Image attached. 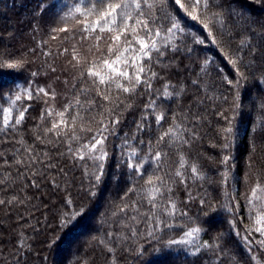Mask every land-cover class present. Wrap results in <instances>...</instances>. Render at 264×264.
Wrapping results in <instances>:
<instances>
[{"label":"trees","instance_id":"trees-1","mask_svg":"<svg viewBox=\"0 0 264 264\" xmlns=\"http://www.w3.org/2000/svg\"><path fill=\"white\" fill-rule=\"evenodd\" d=\"M41 2L0 0V58L11 57L27 62L18 77L12 70H0V84L4 86L5 93L0 100V200L5 201L0 204V264H220L217 253L211 250L190 255L186 252H193L192 246H168L169 240L183 238V232L190 227L209 229L207 235L201 233L199 242L223 233L220 246L225 248V253L220 254V258L225 260V264L234 252L238 253L242 264H256L250 259L246 248L241 247L235 233L238 230L243 235L248 228L253 227L247 198L258 181L264 185V133H255L253 150L251 130L257 104L260 99H264V86L256 88L252 82L248 84L241 99L243 115L235 121L237 133L234 138L229 137L232 147L226 152L223 149L226 137L222 129L228 127V123L220 113L224 112L229 118L233 116L235 93L226 85L221 86V81L225 75L230 79L236 77L225 58L228 49L222 52L219 45H213L202 23L187 16L175 5V0H172L174 7L170 10L184 18L189 34L187 48L181 45L180 53L168 52L165 57L159 58L160 63H157L156 53H152L151 61H143L146 68L158 74L155 78H149L152 89L148 91L145 83L131 96L122 92L118 94L114 84L109 91L98 96L96 86L86 76V69L94 61L99 64L100 55L76 60L72 54L58 51L57 43L52 39L64 33L53 32V29L68 28L66 18L77 20L67 15L70 9L74 10V6L91 7L95 0H83V3L80 0H44V7L40 8ZM232 8L238 14L243 11V22L233 18L238 27H245V22L251 25V43L259 45L255 55L259 66L264 59V0H235ZM213 11L219 12L220 9L214 8ZM79 19L83 20V17ZM86 34L111 36L107 32ZM195 36L206 38V43L195 44ZM216 38L220 40L219 35ZM242 38L243 35H238L232 47L239 44ZM120 47H124L123 43ZM187 49H191V52ZM103 53L108 55L107 51ZM59 55H63L74 66H59L56 62ZM205 57L214 63L208 69L211 76H201L203 83L198 90L190 81L197 79L193 73L199 72ZM54 67L57 76L64 77V89L58 96L51 93L47 79ZM37 71L39 75L33 78L31 73ZM82 71L85 73L83 77ZM129 72L131 74L132 69ZM256 75L259 76V71ZM14 80L20 87H30L33 92L42 87L49 95L45 97L41 94L39 98L31 100L22 97L21 101L13 105L18 91L13 88ZM25 80L30 84L25 85ZM165 83L175 86L177 92L183 86L184 91L179 97L161 100ZM9 89H12L11 97L8 95ZM82 89L86 91L82 93ZM172 90L169 88V91ZM105 94L110 96V101L103 99ZM224 96L228 97L227 103L224 102ZM78 99V106L65 111L69 105H76ZM152 99L156 100L154 111L145 108ZM93 100L96 102L94 105ZM201 100L203 103H200ZM121 101L119 108H115L114 105ZM4 107L12 109V116L18 115L19 110L25 107L28 111L20 125L9 129L3 127ZM189 109L193 115L190 120H185ZM62 111H65L66 123L60 127L67 134L57 136L54 132L46 133L53 122L59 123L61 117L58 113ZM161 112L165 114V119L161 121L162 126H158L155 116ZM42 113L45 115L43 120ZM145 115L148 116L147 120L143 119ZM173 115H177L178 123L183 121L193 127L196 134L195 137L189 135L190 143L182 147L179 144L168 147L165 143H157L173 123ZM72 116L78 117L74 127L76 134L82 138L80 142L90 139L97 128L103 126L101 121L111 130L109 121L120 120L115 135L108 136L105 144L108 159L104 162V175L98 187H93L95 180H89L88 177L96 171L94 165L99 162L74 159L68 152L69 145L73 149L78 147V142L69 138L73 128ZM139 123L144 124L143 131L137 129ZM82 128H91L92 131H81ZM126 138L129 146L137 148L141 159L149 157L144 164L142 179L130 173L126 164L120 163L131 151V147L124 144ZM157 151L167 153L159 162L151 159ZM229 153L234 161V164L233 161L229 162V167H233L239 181L235 185L223 184L221 179L224 170L221 162L223 156ZM181 154L187 160L185 169H180ZM191 164H197L206 179H194L189 167ZM178 169L184 173L182 176H176ZM157 177L164 180L163 185H157L164 196L157 197L159 208L154 210L144 190L149 187L146 181L150 178L156 181ZM181 180L186 182L181 183ZM233 187L238 191L234 192ZM129 188L135 191L129 193ZM168 188H171V192L167 191ZM93 192L95 195L91 194ZM225 192L234 197L231 203ZM69 195L74 207H68L67 211H85L62 227L60 217L65 211L63 202ZM169 197L176 204L178 213L187 212V216L177 214L172 218L162 215L165 208L170 210ZM202 197L218 206L210 227L202 223L205 219L199 203ZM226 204L232 208V212L219 207ZM125 206L127 211L122 212ZM153 211L161 214L166 224L174 226L156 227L155 219H148ZM255 214L253 211L252 216ZM233 219L236 229L230 230L229 221ZM107 233H111L112 237L107 236ZM254 237L256 240L261 238L259 234H254ZM253 247L260 248L255 240ZM108 248L113 251L110 253ZM253 254L264 260L261 251Z\"/></svg>","mask_w":264,"mask_h":264},{"label":"snow or ice","instance_id":"snow-or-ice-1","mask_svg":"<svg viewBox=\"0 0 264 264\" xmlns=\"http://www.w3.org/2000/svg\"><path fill=\"white\" fill-rule=\"evenodd\" d=\"M80 2L83 3V0H80ZM234 2L235 0H227V3H225V0H175V5H178L187 16L191 17L194 21H200L202 23L203 29L207 33V37L211 38V43L213 45H219L222 52L225 48L228 49L225 58L234 69L236 77L235 79H230L225 75L221 81V86L226 85L230 91L235 93L234 107L232 108L233 116L229 118L224 112L220 113L228 123V127L222 129V132L226 137L225 144L223 145V149L226 152L232 147V140L229 139V137L234 138L237 133L238 125L235 121L237 117L243 115V104L241 103V99L247 91L248 84L252 82L253 86L256 88L264 86V59H262L259 66L256 64L255 55L259 45L251 43L252 37L249 31L251 25H248L245 22L246 26L241 28L234 22L233 18L243 22V11L241 10L238 14L237 10L232 8ZM38 7H44V0H42L41 5ZM173 7L172 0H95L91 7L86 5L83 8L80 6H74V10H69L67 15L77 18L78 22L83 25L82 30L85 33L99 32L104 34L107 32L111 34L110 38L112 43L109 44L107 48L108 55L106 56L101 52L99 64L94 61L91 66L86 69V76L91 79L92 84L96 86L98 96L101 95L102 92L109 91L113 84L118 94L122 92L128 96L134 95L137 89L145 83H147V90L151 91L152 84L149 78H155L158 74L151 71L150 68H146L143 61H151L152 53H156L158 57L157 63H160L161 60L159 58L165 57L168 52L174 54L180 53L181 45L187 48V38L189 34L186 32V25L183 22L184 18L171 11L170 9ZM214 8L220 9V11H213ZM80 17H83V20H80ZM57 31L68 32L69 29H53V32ZM217 35L220 37L219 41L216 38ZM238 35H243L244 38L240 40L239 44L232 47ZM54 38L55 37H53V39ZM95 39L99 41L102 39V36L97 35ZM193 40L195 44L203 45L206 43V38H200L198 36L193 37ZM121 43L124 45L123 48L120 47ZM187 50L191 52V49ZM108 56H114L115 58L110 59ZM246 57H249L247 61ZM26 63L27 62L23 59L13 60L11 57L7 59L0 58V70H12L16 72L18 77L19 74L24 71ZM212 63H214L212 59L205 57L202 65L199 66V72L193 73L197 76V79L191 80L190 83L196 86L198 90L201 83H203L201 76H211L208 69ZM129 69H132L131 74ZM54 70L55 69H53V71ZM257 71H259V76L256 75ZM38 75V71L31 73L33 78ZM84 75L85 73L82 71L81 76L83 77ZM12 84L13 88L18 89L15 94V99L12 101L13 105H15L16 102L21 101L22 97L31 100L33 98H39L41 94L45 97L49 95V93L42 87L37 88L35 92H33L30 87H20L16 80H14ZM24 84L29 85L30 82L25 80ZM213 87H215V85H213ZM169 88H172L173 90L169 91ZM164 89L161 100L179 97L184 91L183 86H181L179 92L175 91V86H172L169 83L164 84ZM85 91L86 90L84 89L81 90L82 93ZM4 95V86L0 84V100L4 98ZM8 95L11 97L12 89L8 90ZM103 99L110 101V96L105 94L103 95ZM204 99L211 98L205 97ZM223 99L224 102L227 103L228 97L224 96ZM92 103L94 105L96 103L95 100H93ZM120 103H122V101L116 103L114 107L118 109ZM200 103H203V100H201ZM79 104L80 101L78 99L76 105H69L65 111H70L71 107L78 106ZM129 107H131V105H129ZM155 107V99H152L149 104L145 105L146 109L151 108L153 111L155 110ZM89 110L91 109L89 108ZM27 111L28 109L25 107L22 110H19L18 115L12 116V109L4 107L2 109L4 114L3 127L11 129L20 125L24 120ZM65 111L58 113L61 120L59 123L53 122L51 129H46V133L54 132L57 136L67 134L65 129L60 127L61 124L66 123L64 120ZM181 111L183 112V109ZM255 111L256 116L251 129L253 133V150H255V133H264V99L259 100ZM188 113V116H185L184 118L185 120H190L193 115L191 114L190 109L188 110ZM48 114L51 115L50 112ZM44 118L45 115L42 113L41 119L43 120ZM71 118L73 121V128L72 135L69 138L73 141H77L78 147L73 149V147L69 145L68 152L74 159H79L81 161L91 159L99 162L94 165L96 171H93L88 177L89 180L94 178L95 185H93V187H98L102 182L104 175V162L108 159V152L105 144L108 140V136L115 135V128L120 123V120L117 118L109 121L112 126L111 130L108 125L103 124V121H101L100 123L103 126L97 128L90 139L80 142L82 138L76 134L74 127L78 117L72 116ZM143 119L147 120L148 116L145 115ZM164 119L165 114L163 112L155 116V122L158 126H162L161 121ZM172 119L173 123L169 126L168 130L159 137L157 143H165L168 147H172L176 144H179L182 147L183 145L189 144L190 140L188 139V136L191 135L192 137H195L196 135L193 127L186 125L183 121L178 123L177 115H173ZM137 129L143 131L144 124L139 123ZM81 131L91 132L92 129L82 128ZM125 136L127 137V134H125ZM39 138L40 137L38 136L37 139ZM133 140H135V137H133ZM140 143L142 144L143 141H140ZM124 144L126 147H131L128 145L127 138L125 139ZM165 155H167V153L157 151L151 159L159 162ZM148 159L149 157L147 156L141 159L137 148L131 147V151L128 152L127 158L120 161V163L126 164L130 173H135L142 179L145 172L144 164ZM230 161H233L231 154H225L221 162L224 165L221 179L223 184L235 185L238 184L239 181L234 174L233 167H229ZM17 163H21V161H17ZM179 164L180 169H185L187 160L183 154L180 155ZM250 166L251 161L249 162V167ZM189 167L194 179H206L197 164H191ZM180 169L177 170L176 176H182L184 174ZM97 172L99 174H97ZM86 175H88L87 172ZM247 179L248 175L246 173V182ZM185 182V180H181V183ZM163 183L164 180L161 177H157L156 181H153L151 178L146 181V184L149 187L144 191L146 192L148 203L154 210L159 208V205L156 203L157 197L159 196L160 198H163L164 196L161 187L157 186L158 184L163 185ZM134 191V188L128 189L129 193H133ZM167 191L171 192V188H168ZM233 191L236 192L238 189L233 187ZM91 194L95 195L94 192ZM225 196L228 198L229 203L234 200V197L228 196L227 192H225ZM192 199H195V197H192ZM4 203V200H0V204ZM63 203L65 211L60 217L62 227L66 226L70 220L74 221L77 216L83 215L85 211L84 209H80L79 211L73 210L72 212L67 211L68 207H74L70 195ZM199 203L201 209L204 210L205 216L202 223L210 227L215 219L213 214L218 211V206L203 197L200 198ZM169 204L170 210L169 208H165L162 215L172 218H175L177 214L180 216H187V212L178 213L177 206L171 201L170 197ZM247 206L249 209V218L253 220V227L248 228L243 235H241L238 230L235 234L241 242V247L246 248L250 259L256 261V264H264V260H261L260 257L253 254L255 251H261L262 255H264V185H261L259 181L251 189V195L247 198ZM219 207H222L228 212H232V208L227 204ZM121 211L126 212L127 206L122 208ZM253 211L256 213L254 217L252 216ZM113 215H116V213H113ZM233 215H235V213H233ZM153 218L155 219L156 227H160L161 225L164 227L174 226L172 224H166L165 221L161 219V214H158L157 211H153L152 216L148 217V219ZM229 226L230 230L236 229L234 219L229 221ZM208 230L209 229L205 227H190L187 231L183 232V238L169 240L168 246H192L194 251L186 252V254L190 255H197L204 250H211L214 253H217V259H219L220 264H225V260L220 258V254L225 253V248L220 246L223 233L218 234V236L213 239L199 242L201 240V233L207 235ZM254 234H259L261 238L256 240ZM106 235L112 237L111 233H107ZM254 240L255 244L260 246L259 249L253 247ZM99 243H104V241H99ZM108 251L111 253L113 249L108 248ZM227 264H242L238 253L234 252Z\"/></svg>","mask_w":264,"mask_h":264},{"label":"rangeland","instance_id":"rangeland-1","mask_svg":"<svg viewBox=\"0 0 264 264\" xmlns=\"http://www.w3.org/2000/svg\"><path fill=\"white\" fill-rule=\"evenodd\" d=\"M68 24L69 31L62 33L61 37L54 36L57 46L62 54H72L76 60H87L98 57L100 53L107 51L109 44L112 43L111 36H102V39L97 41V35H88L82 30V24L77 20H71V17L65 19ZM58 65H63L67 68L74 66L63 55H59L56 59ZM58 67V66H57ZM53 69H56L55 67ZM54 70L48 74V85L51 93L58 96L64 89L63 79L61 75L57 76ZM65 83V80H64Z\"/></svg>","mask_w":264,"mask_h":264}]
</instances>
